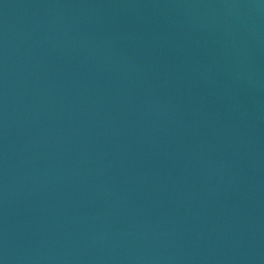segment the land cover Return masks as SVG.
Segmentation results:
<instances>
[{
  "label": "water",
  "instance_id": "water-1",
  "mask_svg": "<svg viewBox=\"0 0 264 264\" xmlns=\"http://www.w3.org/2000/svg\"><path fill=\"white\" fill-rule=\"evenodd\" d=\"M0 264H264V0H0Z\"/></svg>",
  "mask_w": 264,
  "mask_h": 264
}]
</instances>
